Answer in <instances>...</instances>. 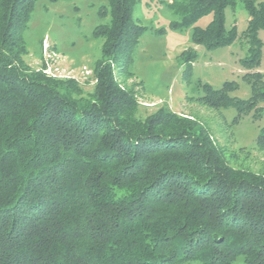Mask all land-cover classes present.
Returning a JSON list of instances; mask_svg holds the SVG:
<instances>
[{
	"label": "trees",
	"instance_id": "1",
	"mask_svg": "<svg viewBox=\"0 0 264 264\" xmlns=\"http://www.w3.org/2000/svg\"><path fill=\"white\" fill-rule=\"evenodd\" d=\"M138 0H108L93 91L23 61L24 31L37 0H0V264H264V175L232 167L191 118L159 108L141 119L132 56L145 27ZM154 1V0H150ZM195 27L207 49L248 44L244 75L255 94L203 87L209 108L247 111L264 97L256 71L264 0H157ZM240 2L246 29L225 26ZM196 55L183 54L185 62ZM259 96V97H258ZM264 151V128L257 142Z\"/></svg>",
	"mask_w": 264,
	"mask_h": 264
},
{
	"label": "rangeland",
	"instance_id": "2",
	"mask_svg": "<svg viewBox=\"0 0 264 264\" xmlns=\"http://www.w3.org/2000/svg\"><path fill=\"white\" fill-rule=\"evenodd\" d=\"M108 0H37L23 39L24 63L34 70L59 79H74L81 96L93 91V68L102 58L104 38L95 31L110 21ZM133 20L145 27L132 56V76L118 75L125 86H134L138 101L136 116L143 119L159 108L191 118L221 149L225 160L237 169L264 175V151L256 142L264 128V97L253 99L247 111L232 107L209 108L201 102L203 87L220 89L225 84L230 97L248 100L255 92L244 75L248 44L239 35L246 29L248 14L240 2L225 9V26H236L238 38L231 45L207 49L193 39L195 27L204 28L211 15H204L188 27H173L178 22L157 0H138ZM256 71L264 82V29ZM195 53L189 64L183 54ZM264 91V88H263ZM259 97V96H258ZM232 264H241L236 261Z\"/></svg>",
	"mask_w": 264,
	"mask_h": 264
}]
</instances>
